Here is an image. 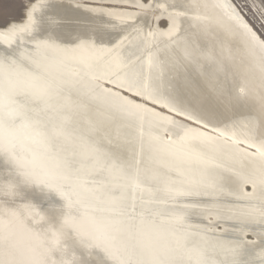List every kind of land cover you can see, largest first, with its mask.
<instances>
[{
    "label": "snow or ice",
    "instance_id": "1",
    "mask_svg": "<svg viewBox=\"0 0 264 264\" xmlns=\"http://www.w3.org/2000/svg\"><path fill=\"white\" fill-rule=\"evenodd\" d=\"M135 6L148 7L138 0ZM45 7L46 0L33 3L26 23L0 30V43L17 45L11 52L0 50V159L13 166L0 182V194L17 196L21 184H41L61 196L66 211L48 228L33 226L30 206L0 211V264H75L65 258L73 245L100 254V264H264V93L258 121L249 120L243 129L233 122L231 131L227 124L212 126L250 97L244 86H230V75H243L231 71V51L222 46L217 53L182 36L187 9L171 5L169 10L156 0L152 15L166 26L149 23L147 30L126 25L132 13L90 9L132 27L136 41L129 47L124 46L128 36L107 48L81 41L71 65L47 54L41 58L39 41L34 55L17 54L40 23L35 14ZM229 19L245 29L240 34L259 61L264 83V40L234 12ZM200 20L197 16L198 28ZM44 23L51 29L73 21L48 16ZM161 45L171 59L156 54ZM205 63L217 67L208 86L199 80ZM171 114L204 129L211 126L218 135ZM209 165L220 170L210 184L183 187L186 171L203 175ZM246 185L251 192H243ZM137 190L153 195L147 203L141 195L138 202ZM161 190L234 195L246 203L215 213L236 221L234 235L222 239L211 227L191 226L183 209L153 207L168 203L155 195ZM249 231L256 240L245 239ZM256 248L258 259L250 254Z\"/></svg>",
    "mask_w": 264,
    "mask_h": 264
},
{
    "label": "bare ground",
    "instance_id": "2",
    "mask_svg": "<svg viewBox=\"0 0 264 264\" xmlns=\"http://www.w3.org/2000/svg\"><path fill=\"white\" fill-rule=\"evenodd\" d=\"M39 0H25L24 4L19 8V12L15 16H11L0 22V30L6 29L12 24L22 25L27 21L28 11L33 3H38ZM81 3V7H77V3ZM137 0H46V7L42 12H37L35 15L40 18V23L36 31L26 35L22 44H20L17 54L24 52L27 54H35L37 51V42H42L40 48L41 58L47 54L49 57H56L59 60L71 65L74 63L72 57L79 55V50L76 46L81 41H89L97 48L111 47L123 37L128 36V40L124 41V46L129 47V41H136V33L133 32L132 27L126 25L140 26L151 23L156 25L160 23L161 26H166L164 22H157L152 15L153 8L151 5L156 3V0H138L140 4L148 5V7H136ZM159 3L164 4L165 7L176 5L177 10L187 9V15L181 17L183 21L182 36H187L193 40L199 47L207 48L208 50H215L217 53L221 51V47L227 53L231 51L232 60L229 61V66L232 72L241 71L243 75H236L233 78L229 76V83L235 85L237 89L244 86L250 92V97L246 103L236 105L228 108L223 112L219 118V122H213L214 127L224 128L227 124L229 131L231 125L236 122L239 129H243L245 124L251 119H259V98L264 93V83H262L261 74L259 70V61L254 59L249 54V49L245 43L244 38L240 33L244 32L239 24H235L229 19V14L235 13L236 16L247 25L250 33H254L257 40H264V7L262 5L255 6L259 22H253L252 18L248 17L240 7L232 0H159ZM227 5V9L216 7V5ZM254 5V4H253ZM100 8L104 10L114 9L124 11L125 13L134 14L133 19H129L125 24L119 21L110 20L106 15L100 12H92L90 9ZM169 10H172L169 7ZM158 14L160 9H155ZM48 16H64L73 21V23L62 25L56 28H47L44 20ZM201 17L199 23L203 27L196 26V17ZM110 21V22H109ZM116 24L113 28L111 24ZM229 25L232 26V31H229ZM263 25V26H262ZM17 47L13 44L9 47L7 44L0 43V50L11 52ZM162 60L167 61L172 58V53L163 45L160 46V51L156 53ZM204 76H200V83L208 86L209 82L214 78L217 71L215 65L205 63L203 67ZM139 99V98H137ZM152 107V105H149ZM158 111H161L157 107ZM167 115V109H163ZM175 119L182 123H188L195 128H200L201 131H207L210 135H218L211 131V126L208 129L201 128L200 125L193 124L191 121H185L184 117L175 116ZM224 139V138H222ZM231 145V141H228ZM244 147V145H240ZM222 161V158H218ZM12 165L5 164L0 159V182L9 178V169ZM220 171L213 165H209L206 174H201L200 171L188 170L185 172L187 177H190L194 184L192 188H197L204 184H210L216 174ZM11 175L20 179L15 171ZM175 175V173H173ZM251 185L244 186L243 192H251ZM20 195L17 196H3L0 194V211L5 208L23 210V206H30V211L34 220L31 222L36 228H48L51 223L62 219L61 213L66 211L63 204L56 197L59 195L55 190L44 187L41 184H21L19 188ZM138 198V197H137ZM177 198L184 203L198 204L194 209L201 210V213L196 215H189V224L193 227H211L214 229V234L222 239L231 238L234 235L233 225L236 223L233 219L226 216L217 217L216 212H223L229 207H236L240 204L246 203L245 200H238L234 195L216 196L210 195H178ZM63 200V199H62ZM215 202V203H214ZM200 209V210H199ZM212 213V214H209ZM246 240H256V237L251 231L245 237ZM72 245V242L69 241ZM259 249L251 250V255L254 259H258ZM75 264H100L103 257L94 250H88L79 246H71L67 256L65 257Z\"/></svg>",
    "mask_w": 264,
    "mask_h": 264
},
{
    "label": "water",
    "instance_id": "3",
    "mask_svg": "<svg viewBox=\"0 0 264 264\" xmlns=\"http://www.w3.org/2000/svg\"><path fill=\"white\" fill-rule=\"evenodd\" d=\"M24 1L25 0H23V4H24ZM192 184H194V182L192 181V179L190 177H187L186 174H184V185H183V187H185V188L191 187ZM153 187H156V185L153 184ZM159 187H161L163 189V185H160ZM177 187H180V185L177 184ZM135 195H136V197H138V202H139V197L141 195H143L144 196V200L147 203L149 201L150 197L153 195V193L148 192V191H144L143 193H141L139 190H137L136 193H135ZM155 195L157 196L158 199H160L162 201L163 200H167L168 203L153 204L152 205L153 207H157V208H161V209H163V208H178V209H183L184 211H186L187 213H189V215H196L197 213H201V210L200 209H199L200 210V212H199V211H196L192 207H186V205H189L190 203H184L181 200H179L177 198L178 194L176 192L169 193L167 191L161 190L159 192H156ZM170 197H175L176 202L173 203L171 201ZM56 198L58 200H60V202L63 205L65 204V201L62 200V198H61L60 195H57Z\"/></svg>",
    "mask_w": 264,
    "mask_h": 264
},
{
    "label": "rangeland",
    "instance_id": "4",
    "mask_svg": "<svg viewBox=\"0 0 264 264\" xmlns=\"http://www.w3.org/2000/svg\"><path fill=\"white\" fill-rule=\"evenodd\" d=\"M240 9L252 18L253 22H261L258 17L255 6L262 5L264 7V0H232ZM23 4V0H0V22H3L11 16H15L19 12V8ZM254 4V5H253ZM261 24V23H260ZM263 26V25H262Z\"/></svg>",
    "mask_w": 264,
    "mask_h": 264
}]
</instances>
